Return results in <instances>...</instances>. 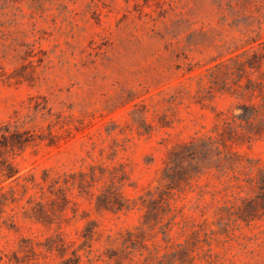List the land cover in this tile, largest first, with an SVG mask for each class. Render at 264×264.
Wrapping results in <instances>:
<instances>
[{"label":"rangeland","instance_id":"374dc122","mask_svg":"<svg viewBox=\"0 0 264 264\" xmlns=\"http://www.w3.org/2000/svg\"><path fill=\"white\" fill-rule=\"evenodd\" d=\"M246 29L264 36V0H0V124L39 94L53 114L26 127L55 123L62 134L14 157L18 180L0 174V264L61 262L43 246L31 253L27 239L80 246L90 223L81 264H145L151 252L158 264H264V218L224 229L220 207L232 196L216 174L178 188V175L165 173L179 144L216 134L217 114L248 102L209 76ZM232 147L264 164V134ZM47 174L69 180L67 203L44 194ZM108 187L133 209H97ZM129 232L132 259L123 251Z\"/></svg>","mask_w":264,"mask_h":264},{"label":"trees","instance_id":"16d2710c","mask_svg":"<svg viewBox=\"0 0 264 264\" xmlns=\"http://www.w3.org/2000/svg\"><path fill=\"white\" fill-rule=\"evenodd\" d=\"M243 33L246 36L241 40L243 44H238L231 56L210 68L209 76L212 80L219 77L226 90L232 91L242 99L248 97V102L239 104L238 113L219 112L214 125L216 134L193 137L179 144L176 150L170 152V161L165 168V173L171 174V169L172 174L178 175L177 178L180 180V184L176 186L178 188H182L184 183H189L196 174H216L224 184L223 191L231 192L232 196L226 198L224 205L220 207L223 218L219 224L227 230L231 222L249 224L264 218V164L254 160L244 162L242 156L232 147L240 140L249 142L264 134V36L257 30L246 29ZM24 109L25 111L16 110L14 116L0 124V174L3 181L20 178L18 175L20 168L14 160L16 155L40 141H47L48 145H56L62 137V134L53 130L55 123H50L47 128L40 127V132L36 131V125H33V128L26 127L34 124L40 114L42 117L53 114L52 109L48 107L46 96L39 94L30 96ZM168 177L173 179L171 176ZM49 178L47 174L43 178L45 184L40 183L44 194L48 190L61 202L67 203L66 190L69 188V180L61 178V175L57 178ZM96 178V174L91 175L92 182ZM84 181L90 185L89 180L84 179ZM11 192L12 197H15L13 188ZM242 193L245 195H241ZM6 201L7 197L2 194L0 204L4 205ZM36 204L39 213L46 214L45 204L43 202ZM95 204L97 209L111 212L131 210L134 207L132 201L122 196L116 187H108L98 194ZM224 219L227 222H223ZM93 224L90 223L84 230L83 246L67 244L60 236H52L44 243H35L27 239L29 251L36 255V246H43L47 252L57 251L62 258L61 262L55 264H81L80 251L82 249L85 251L86 246H90L88 243L96 232ZM129 234L131 238L129 242H124L123 251L132 259L130 255L135 254L138 245L133 233L129 232ZM175 249L188 251L189 255L192 253L191 249L181 243L175 244ZM162 260V256L151 252L145 264H158Z\"/></svg>","mask_w":264,"mask_h":264}]
</instances>
